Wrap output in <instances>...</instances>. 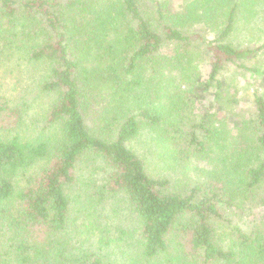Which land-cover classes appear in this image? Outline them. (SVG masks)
<instances>
[{
  "label": "trees",
  "instance_id": "trees-1",
  "mask_svg": "<svg viewBox=\"0 0 264 264\" xmlns=\"http://www.w3.org/2000/svg\"><path fill=\"white\" fill-rule=\"evenodd\" d=\"M258 55L264 0H0V264H264Z\"/></svg>",
  "mask_w": 264,
  "mask_h": 264
},
{
  "label": "rangeland",
  "instance_id": "rangeland-1",
  "mask_svg": "<svg viewBox=\"0 0 264 264\" xmlns=\"http://www.w3.org/2000/svg\"><path fill=\"white\" fill-rule=\"evenodd\" d=\"M254 44L256 46L257 45H261V43L257 42L256 39H255V41H253V43H250L248 45L255 46ZM251 60L254 61V62L259 60V61H261V63H264V56L258 55L256 58H252ZM202 70L204 72L207 71L206 63H202ZM226 74H227V76L236 79V84L240 88L241 96H242V94L245 96L243 99H240V102H239L240 108L241 109H249L250 106H251L250 104L252 102V94L255 92L256 89H258L260 91H263L264 90V82H259V81L256 80V78L255 79H252V78L248 79L246 71L238 70V69H235V68L228 69L226 71ZM182 88L185 89V83L184 82L182 84ZM238 97H239V95H238ZM209 98H211V97L209 96V97H206V98H202V100L209 102ZM203 101H198L195 104L194 111L196 113L199 111V104L201 102H203ZM180 144H181V146L187 145L185 140H182ZM133 146L136 147L141 154H147V156H148V158L150 160V162L148 164L150 165V169H151V171L153 173H156V174H167V173H169L170 169L165 164V161L158 159V156L156 154H153L155 148L153 146H152V149L149 148V145L147 144V139L144 138V136L139 138V139H137L133 143ZM185 151H190L188 146L185 147ZM194 161H195V159L193 158L192 162H194ZM205 165H208L206 161H199L200 168H203L201 166H205ZM199 173H201V172L199 171ZM121 212H122L121 216H123V218H129L130 219L127 210H121ZM109 223L111 224V226H110V228L112 230L111 232L114 233L115 229H116V225L118 226L119 223H114V222H111V221H109ZM129 241L132 242L131 239H129ZM133 248H134L133 244H131V246H128V249L130 251H132ZM114 254L121 256V253L119 252V250H117L116 253H114Z\"/></svg>",
  "mask_w": 264,
  "mask_h": 264
}]
</instances>
